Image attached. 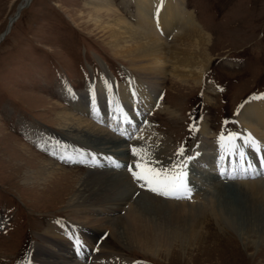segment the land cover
I'll list each match as a JSON object with an SVG mask.
<instances>
[{
	"label": "rangeland",
	"instance_id": "obj_1",
	"mask_svg": "<svg viewBox=\"0 0 264 264\" xmlns=\"http://www.w3.org/2000/svg\"><path fill=\"white\" fill-rule=\"evenodd\" d=\"M86 1L89 0H30L14 21L21 0H0V35L9 22L14 21L7 35L0 41V264H23L24 257L20 259L21 256L16 254L24 244L27 245L23 256L31 245L27 254L29 257L32 255L30 264L32 259H34L32 264H44L46 257L41 256L39 250L47 248L43 247L39 236L48 223L67 220V214H70L67 203L73 196L79 195L77 182L81 178H91L92 175L88 172L96 173L56 162L55 164L64 168L66 173L55 171L53 173L55 176L50 177L44 184L38 183L35 188L26 186V182L22 181L25 166L33 170L39 166L35 158H32L31 164L27 163V158L32 155L26 151H31L43 159L48 157L29 144L23 135L21 136L22 129L27 130L28 125L32 124L34 129L40 131L43 142L47 141L49 146L54 145L59 139L64 140L65 136L77 140L78 142L74 143L78 146L89 144L107 147L108 145L99 144L98 140L90 136H78L80 133H70L68 130L67 133L65 130L67 127H63L56 120V116L64 111L72 113L74 117H81L108 133L105 128L99 127L82 115L85 108L80 102V97L72 95L69 103L71 90L77 94L90 95L92 84L100 75V70L102 78L104 75L109 77L106 69L115 76L114 67L131 73L134 77L132 79L138 80L145 76L144 73H140L141 71L139 72L141 75L135 71L137 64H129L123 58H119L120 55L113 53L103 32L95 27L86 26L88 23L82 20V14L86 17L87 9L95 10L94 6L87 5ZM121 1L113 0L118 7V15L135 23L134 4L131 2L123 5ZM130 4L133 6V12L129 9L132 8ZM186 4L195 13V21L200 30L209 36L207 48L210 59L206 62L207 67L203 68V76L198 84L185 82L183 85L188 88H182L178 84H173L170 73L161 82V88L165 91L161 104L163 109H158L156 113L148 116L147 131L143 130L136 140L130 143V147L137 150V155L131 154V158L136 161L133 163L134 167L137 163L143 167L151 166L155 161L152 166H157V163L163 165L164 162L160 158L163 161L173 160L181 146L185 148L190 143L189 132H192L195 125L191 122V117L195 112L200 114L199 117L205 118L211 130L221 134L232 127L229 124L234 118L231 109L250 90L264 91V0H186ZM96 5L102 8L99 4ZM154 30L159 32L156 26ZM222 56L246 57L247 69L240 68L238 71H232L231 75L227 71L226 76L223 75L219 64L224 66L227 63ZM216 61L219 64L212 66ZM242 64L245 66L244 59ZM92 77L95 79L92 80ZM143 82L148 84L144 79ZM126 85L127 83L120 87ZM216 86L223 88V94L214 95L216 92L219 93ZM125 94H128V91ZM117 97L121 101L118 93ZM262 97L264 95L247 102ZM139 104L141 105L140 102ZM57 107H62L63 110ZM158 107L159 105L155 109ZM21 118H25L26 122ZM13 119L22 120L15 123L19 126V128L16 126L15 130ZM203 123L204 121H200L198 131L203 128L201 126L207 129ZM4 133L10 137H5ZM143 133L155 135L158 141L142 140L140 136ZM108 134L111 136L112 133ZM139 138L141 140L138 141ZM73 147L75 148V145ZM112 151L125 152L117 149ZM163 152L164 157H160ZM246 182L251 181L211 185L209 191L202 193L201 200L193 203V206L203 208L201 212L180 209L177 206L170 209L158 205L162 210L160 217L166 220L169 215L168 220L174 221L172 227L169 225L171 223L166 225V230L177 233L181 231L180 233L186 236L189 233L193 234L189 240L190 244L186 239L182 244L177 243L180 245H173L175 252L171 254L158 252V256H152L135 248L123 250L109 238L107 232L106 241L130 264H264V229L256 230L254 233L247 232L246 236L242 237L225 222L220 223L219 218L211 211V205H208L209 201L217 199L214 197L217 193L216 187L222 185L225 191L235 194L239 190V186L235 185ZM134 190L131 196L133 202L139 196V191L136 192L135 187ZM117 195L118 193L113 196ZM115 203L106 204V207L116 205ZM128 206L123 204L120 210L114 209L116 214L113 218L127 217ZM100 214L97 219L102 220L106 217L105 214ZM31 249H34V254L30 253ZM98 254H101L100 250Z\"/></svg>",
	"mask_w": 264,
	"mask_h": 264
},
{
	"label": "bare ground",
	"instance_id": "obj_2",
	"mask_svg": "<svg viewBox=\"0 0 264 264\" xmlns=\"http://www.w3.org/2000/svg\"><path fill=\"white\" fill-rule=\"evenodd\" d=\"M29 1L21 0L20 8L25 2L28 3ZM131 2L136 10L135 23H131L126 17L118 15V7L115 6L113 0L86 1V4L94 6L95 10L87 9V19L82 14V20H86L85 22L88 23L86 26L95 27L103 32V36L108 40V44L111 45L115 55H120L121 57L119 58H123L129 64H137L138 67L134 68L135 71H138L139 75H141L140 73L145 74L142 79H134L136 81L130 85L127 84L118 88L117 93L120 95L121 101L118 98L117 102H124L132 96V99H139L137 101L141 103L140 106L142 108L149 106L155 108L158 106L154 103L156 100L155 96L161 89V82L168 73H170L169 76L172 78L173 84H178L185 89L188 88L183 85L185 82L199 83L203 75V68L207 67L206 62L210 59L207 48L209 36L205 31L200 30L192 12L184 6V0L121 1L123 5ZM96 4H99L102 8H99ZM20 8H17V10ZM23 8L19 10L18 16ZM127 8H129V5H127ZM18 16H14L13 20L15 21ZM13 20L7 25L6 29L8 31L14 22ZM154 26L159 29V32L154 30ZM169 38L171 39L170 41ZM143 79L148 84L144 83ZM124 91L125 93L128 91V94H125ZM80 102L84 105L82 98ZM69 106L74 109L70 104ZM57 108L63 110L62 107ZM157 109L162 110L163 106L159 105ZM78 112L79 110L77 109L76 113L78 114ZM85 113L84 110L82 114L84 115ZM235 118L240 128L245 130L244 135L242 133L240 136L245 138L251 134V137L259 142L258 146L261 151H264V97L245 103L236 113ZM56 120L63 127H67L65 130L70 133H80L78 136H90L94 140H98L99 144L108 145L107 147L99 148L125 150L126 145L122 141L113 138L108 133H105L103 129H99L89 121L83 120L81 117H74L72 113L64 111L60 114L59 112ZM201 127L203 128H200L201 130L199 131L201 133L199 132V134L207 135V129L204 126ZM144 130L147 131V129ZM22 135L29 144L39 146L42 151L46 150L47 142H43V138L40 137V131L34 129L32 124L28 125L27 130L22 129ZM4 136L8 137L9 135L4 133ZM140 138L148 142L158 141L155 135L151 136L144 133L141 134ZM140 138L138 141L141 140ZM75 142L78 141L76 140ZM240 142L237 143L239 144ZM154 146L152 145V147ZM203 146H206L204 148L205 152L207 147L210 151L216 147L217 150L225 148L219 142V139L210 142L208 146L206 144ZM76 147H78V144L75 145ZM73 148L71 152L76 150L75 148L73 150ZM157 148L159 147L157 146ZM170 149L172 151L171 146ZM26 152L32 155L27 158V163H30L33 160L32 158H35L37 166L39 165L36 170L25 166L22 181L26 182V186L35 188L36 185H39L38 183L44 184L50 177L55 176L53 174L55 171L66 173L64 168L56 165L50 159H43L31 151ZM164 153L160 157H164L162 156ZM160 160L162 162L167 161H163L162 158ZM200 160L203 161V159ZM151 161L149 164H151ZM157 164L160 165L159 163ZM125 165H128V162ZM163 165L165 166L166 164ZM92 172L96 173L88 172V174L92 175L91 178H81L77 182L79 195L73 196L67 203L70 213L67 214V220L48 223L44 232L39 236L40 242L44 245L43 247L46 246L45 248H47L46 250H39L41 256L46 257L44 264H77L72 260L71 256L83 254L87 251H89L88 255L91 254L89 264H128L126 259L119 255V252H115L109 246L106 241L108 237L106 232L109 238L123 250L135 248L152 256H158V252L171 254L174 251L173 245H180L182 242H186V239L188 242L192 239L193 234L191 233L186 236L180 233L181 231L177 233L172 230H166V225L171 223L169 225L172 227L174 221L173 219L168 220L170 218L169 215L167 216L168 219L164 220L163 217L162 219L160 217L162 210L158 205H164L170 209L177 206L180 209L187 208L189 210L203 211V208L193 206L195 202L194 196L189 198L188 201H174L166 199L163 195L154 197L153 194L148 195L139 191V196L133 202L131 201V196L135 190L134 185L130 182L131 177L128 170L119 169L113 172L108 169L101 172ZM142 181L140 182L141 184L149 185L147 181ZM134 183L136 184V182ZM137 184L140 187L139 183ZM235 186H239L238 193L235 194L227 192L228 190L225 191L222 185L216 187L217 193L214 197L217 199L209 201L210 204L208 205H211V211L219 218L220 223L225 222L240 236L245 237L247 232L254 233L256 230L264 229V181L239 183V185L236 184ZM149 189L150 187L147 190ZM117 193V196H113ZM110 202H116V205L112 204L113 206L106 207V204H111ZM123 204L129 205L127 217L121 218L119 216L113 218L114 214H116L115 210L119 209ZM100 213L106 216L102 220L97 219ZM153 214L155 215L153 216ZM154 218H157V220L154 221ZM175 220L177 221V219ZM69 246H72V248ZM98 250H100V255Z\"/></svg>",
	"mask_w": 264,
	"mask_h": 264
},
{
	"label": "snow or ice",
	"instance_id": "obj_3",
	"mask_svg": "<svg viewBox=\"0 0 264 264\" xmlns=\"http://www.w3.org/2000/svg\"><path fill=\"white\" fill-rule=\"evenodd\" d=\"M193 130H195V126H193ZM239 137V134L237 133H229L227 138L224 136L223 133H221L219 137V142H221L222 146H226L224 144L225 141H227L228 145H231L230 150L236 153L238 151V146L234 143V141ZM244 143L247 144L249 147H254L257 150L258 143L255 141L253 137H251V134H249L248 137L244 138ZM133 155H137V150L135 148L132 149ZM184 153V148L181 146V148L178 150L177 155L182 156ZM238 155L241 159H243L245 153L242 150L238 151ZM194 159V157H186L184 161H181L179 163H174L171 168L169 169H160L156 170L151 167L146 168L144 173H138L137 171H134L132 167H129V172L132 174V177L134 180H145L149 185H154L150 187V191H153L157 193L158 195L163 196H172L174 193H178L181 191L190 193V189L187 186V172L185 171L187 167V161H190ZM261 164L264 165V159L261 160ZM249 167L252 165L249 164ZM137 168H140L141 165L137 163ZM234 178V177H233ZM143 187V185H141ZM174 198H182L180 196H174Z\"/></svg>",
	"mask_w": 264,
	"mask_h": 264
},
{
	"label": "water",
	"instance_id": "obj_4",
	"mask_svg": "<svg viewBox=\"0 0 264 264\" xmlns=\"http://www.w3.org/2000/svg\"><path fill=\"white\" fill-rule=\"evenodd\" d=\"M28 3H29V2H28ZM28 3L25 2L24 5H22L21 8L27 6ZM21 8H20V9H21ZM20 9H18V10L16 11V15H15L16 17L18 16V12H19ZM7 32H8V29H5L4 32L0 35V41H1V40L3 39V37L7 34Z\"/></svg>",
	"mask_w": 264,
	"mask_h": 264
}]
</instances>
